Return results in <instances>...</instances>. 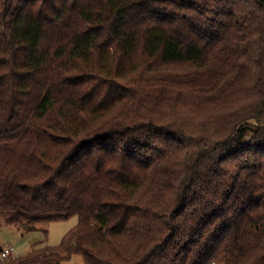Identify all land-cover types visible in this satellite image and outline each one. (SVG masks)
Wrapping results in <instances>:
<instances>
[{
    "label": "trees",
    "instance_id": "obj_1",
    "mask_svg": "<svg viewBox=\"0 0 264 264\" xmlns=\"http://www.w3.org/2000/svg\"><path fill=\"white\" fill-rule=\"evenodd\" d=\"M0 264H264V0H0Z\"/></svg>",
    "mask_w": 264,
    "mask_h": 264
},
{
    "label": "rangeland",
    "instance_id": "obj_2",
    "mask_svg": "<svg viewBox=\"0 0 264 264\" xmlns=\"http://www.w3.org/2000/svg\"><path fill=\"white\" fill-rule=\"evenodd\" d=\"M78 224V217L74 216L68 220L42 224L34 232H26L18 226L5 225L0 218V246L1 248H13V257H22L35 249L61 245L64 237L69 234ZM62 264H85L81 255L75 254Z\"/></svg>",
    "mask_w": 264,
    "mask_h": 264
},
{
    "label": "built area",
    "instance_id": "obj_3",
    "mask_svg": "<svg viewBox=\"0 0 264 264\" xmlns=\"http://www.w3.org/2000/svg\"><path fill=\"white\" fill-rule=\"evenodd\" d=\"M14 249L13 248H1L0 246V261L7 259L9 257H13Z\"/></svg>",
    "mask_w": 264,
    "mask_h": 264
}]
</instances>
